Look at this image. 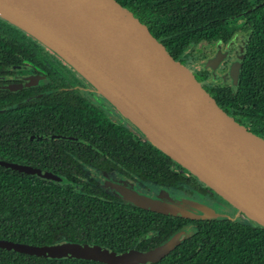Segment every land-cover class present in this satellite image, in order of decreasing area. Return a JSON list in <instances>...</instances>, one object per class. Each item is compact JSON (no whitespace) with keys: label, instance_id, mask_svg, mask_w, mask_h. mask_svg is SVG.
Masks as SVG:
<instances>
[{"label":"trees","instance_id":"1","mask_svg":"<svg viewBox=\"0 0 264 264\" xmlns=\"http://www.w3.org/2000/svg\"><path fill=\"white\" fill-rule=\"evenodd\" d=\"M117 1L182 63L202 42L228 41L243 21L247 41L240 79L234 87L209 89L229 115L248 119L257 129L254 134L264 139V0ZM49 54L59 59L0 19V85L12 69L30 65L47 73L50 86L70 88L73 84L62 78ZM50 86L41 91L46 93ZM41 91L0 88V162L28 164L59 180L0 166V240L48 247L89 244L120 253H145L191 223L192 232L182 234L169 255L147 264H264V228L246 218L191 221L168 217L124 203L96 187L77 167V159L100 170L115 168L130 177L169 186L181 181L180 174L171 171L181 166L132 132L123 117L122 123L113 122L108 113L73 91L25 104L26 98H36ZM31 136L37 139L30 140ZM63 136L72 137L73 142L61 141ZM0 264L102 263L0 249Z\"/></svg>","mask_w":264,"mask_h":264},{"label":"water","instance_id":"2","mask_svg":"<svg viewBox=\"0 0 264 264\" xmlns=\"http://www.w3.org/2000/svg\"><path fill=\"white\" fill-rule=\"evenodd\" d=\"M0 19L63 60L121 114L132 132L207 186L237 214L198 201L172 200L164 191L148 198L128 187L113 186L125 201L164 216L198 221L243 217L264 228V139L229 115L134 13L117 0H0ZM220 59L207 61L214 78ZM30 86L28 79L16 89ZM1 166L59 180L30 166ZM175 246L170 241L145 253H120L89 244L48 247L0 240V249L28 256L102 264L157 263Z\"/></svg>","mask_w":264,"mask_h":264},{"label":"flooded vegetation","instance_id":"3","mask_svg":"<svg viewBox=\"0 0 264 264\" xmlns=\"http://www.w3.org/2000/svg\"><path fill=\"white\" fill-rule=\"evenodd\" d=\"M237 26H238L237 30H235V32L231 35L228 41L220 40L212 43L211 46L213 48L214 53H212L211 56L205 57L206 59L203 68H199V67L197 68L195 64H190L188 62L183 63L194 73L196 77L202 80V82L210 92L211 90L209 88L213 87L210 80L212 81L215 79H221L223 82L229 81L231 83L227 85L234 87L236 86L237 82L240 79L241 69L243 66V60L245 55L247 33L244 31L246 35L240 34L239 35L240 37H238V33H236V31L239 30L240 24H237ZM219 57H221V59L218 66L217 75L214 78L212 75L213 74L212 71L207 67V61L208 60L216 61L218 60ZM50 59L54 62L57 68L62 71L63 73L62 78L65 79L67 83L71 82V84H73L70 88L63 89L60 87V85L57 84L54 85L53 87L50 86L49 84H51V81L48 80L47 73L45 71L30 65H25V66L17 67L18 69L17 68L12 69V74L6 76L5 78H1V82H2V84L0 85L1 90L2 91L14 90L15 92H23L37 88V90L41 91L43 87L50 86V88L47 90L48 93L47 92L44 93L43 91H41L40 93H37L36 98L33 97L26 98L25 104L31 103V101L35 102L36 99L42 98L45 95L46 96L49 94L55 95L57 93H69L73 91L75 92V96L77 95L85 100L90 101L92 105L97 106L106 113H108L109 119L112 120L113 122L116 123L123 122V118L118 116L117 114L115 115L107 107L106 101L100 95H98L95 92V90L78 73L73 71L69 65H67L60 58L59 59L53 58L51 55H50ZM233 74L235 75V78H233ZM28 79H31V86L29 88L21 91L16 89L19 85L24 84ZM235 118L239 123L243 124L253 134L255 133V131H257V129L254 128L253 124L248 119H242L237 117ZM34 139H37V137L35 136L30 137V140H34ZM46 139L53 140L55 138L46 137ZM64 140L73 142L72 137L66 138L63 136L61 141ZM42 143L43 142H40V144ZM74 159L76 158L74 157ZM76 161H77V167H79L80 170L84 172V175L87 176L86 177L87 180H94L96 182V187L103 190L107 195L117 198L124 203H129V202L125 201L121 196H119L116 190L113 189V186L121 185L123 187H128L129 189L135 191L138 195H142L149 198L156 197L163 190L180 191L181 193L184 194L182 197L183 199L201 202L211 208H217L221 212H226V211L236 212L235 209H233L229 205H226L221 201H219L215 196V194L209 188H207L205 185H203L198 180H196L193 176L185 172L184 169L179 167H172L171 171L175 172L176 174H180L181 181H179L174 186H169L166 184L158 185L157 183L148 180L145 181L132 176L130 177L119 169L109 168V170H100L91 164L85 165L80 163L79 159H77ZM2 163L33 167L28 164L22 165V164H15L9 162H0V166ZM3 168L11 169V167H3ZM154 187L157 189L158 193L154 191ZM168 217H172V216H168ZM240 218L244 219L243 217ZM186 220H191V219H186ZM191 221H198V220H191ZM192 229H193V225L191 223L186 225L185 227L180 229L179 232L173 234V236L168 238V240H166L160 246H163L170 241H173L175 246L179 242L180 236L182 234L183 235L190 234L192 232Z\"/></svg>","mask_w":264,"mask_h":264},{"label":"rangeland","instance_id":"4","mask_svg":"<svg viewBox=\"0 0 264 264\" xmlns=\"http://www.w3.org/2000/svg\"><path fill=\"white\" fill-rule=\"evenodd\" d=\"M239 24H240L239 30L236 31V33H238V37H240L239 36L240 34L246 35L245 32H244V29H243L245 23L243 21H241ZM212 43L213 42H202L198 46L192 48L190 50L191 53L187 57V62L190 63V64H195V66L197 68L198 67L199 68H203L204 63H205V59H206L205 57L211 56V54L214 53L213 48L211 46ZM210 82L212 83V86H214V87H219V86H224V85L225 86H228L227 84H230L231 83L229 81L223 82L221 79H215V80H212V81L210 80ZM106 103H107V107L115 115L117 114L118 116L122 117L121 114L118 111H116L108 102H106ZM154 191L156 193H158V191H157V189L155 187H154ZM163 191L166 192L172 200H186V199H183L182 198L184 194L181 193L180 191H175V190H169V191L163 190ZM226 213L227 214H231V215H236L237 214V211L236 212H228V211H226Z\"/></svg>","mask_w":264,"mask_h":264}]
</instances>
